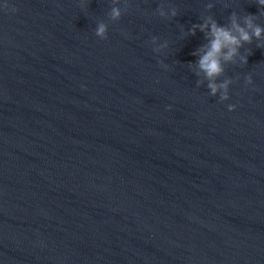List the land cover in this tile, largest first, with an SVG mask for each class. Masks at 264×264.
Listing matches in <instances>:
<instances>
[{"label":"water","instance_id":"obj_1","mask_svg":"<svg viewBox=\"0 0 264 264\" xmlns=\"http://www.w3.org/2000/svg\"><path fill=\"white\" fill-rule=\"evenodd\" d=\"M124 2L0 0V264H264V39L221 102L190 35L264 10Z\"/></svg>","mask_w":264,"mask_h":264},{"label":"clouds","instance_id":"obj_2","mask_svg":"<svg viewBox=\"0 0 264 264\" xmlns=\"http://www.w3.org/2000/svg\"><path fill=\"white\" fill-rule=\"evenodd\" d=\"M86 0H80L81 8L84 7ZM121 0H113V4H119ZM255 4L259 9L264 10V0H255ZM125 8H128V4L125 0ZM2 8L5 11L15 12V8L9 9L7 3ZM208 9L212 8L211 4L207 5ZM170 11L166 12L164 5H160L157 8V14L161 18H174L177 16L175 8H169ZM122 11L119 7H112L110 12V19L112 21H119L122 16ZM264 18V11H260L259 15L247 14L243 17H239L235 12L231 13L228 17V23L225 25L219 24L211 16L206 17L203 23L199 25H193L190 30V35H195L196 30L205 33V39L208 43L205 47L199 49V58L196 61V75L201 73L205 80L208 81L207 88L208 94L211 97H215L219 93V100L221 102L229 99V86L233 83L231 79L225 78L222 82H217L221 76L225 73V64L235 65L238 61L241 65L248 63L247 57L240 54V49L244 45H251L253 40L261 41L264 39V27H262L257 21ZM242 19V23L240 20ZM107 24L100 22L97 24L95 30V36L100 40L107 39ZM157 39L152 38L151 43L155 44ZM167 47V43L161 44L159 47L153 48L154 53H160L162 49ZM257 48H264V43H257ZM197 55V53H193ZM162 67H167L163 65ZM191 67V66H190ZM202 81L197 80V87L201 85ZM245 84L251 85L252 79L250 76L245 77ZM235 110V105H229L228 111Z\"/></svg>","mask_w":264,"mask_h":264}]
</instances>
